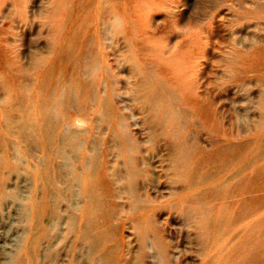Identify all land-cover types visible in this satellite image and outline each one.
Masks as SVG:
<instances>
[{
    "label": "rangeland",
    "instance_id": "obj_1",
    "mask_svg": "<svg viewBox=\"0 0 264 264\" xmlns=\"http://www.w3.org/2000/svg\"><path fill=\"white\" fill-rule=\"evenodd\" d=\"M260 1L0 0V264H264Z\"/></svg>",
    "mask_w": 264,
    "mask_h": 264
},
{
    "label": "bare ground",
    "instance_id": "obj_2",
    "mask_svg": "<svg viewBox=\"0 0 264 264\" xmlns=\"http://www.w3.org/2000/svg\"><path fill=\"white\" fill-rule=\"evenodd\" d=\"M262 3L264 5V1ZM259 6H262V5H259ZM262 10H264V6L262 7ZM112 11L114 12V16L116 17V22L118 23V25H121L123 22V19L121 17L122 15L121 0H116V2L113 5ZM128 40L130 43L133 42V38L130 35L128 36ZM261 40L263 43L261 44L253 43V45L250 46L251 51L247 55H243L239 52L230 53V55L233 57L232 59H230L231 65L229 68L230 70L229 75L232 79L237 78L239 74L242 72H249V71H253V72L257 71L258 73L262 74V76H264V37L261 38ZM199 43H200L199 40L195 38H191L188 40V44H190L191 46L185 45L187 46L186 48H184L185 46H183L179 50L178 60H179L180 65H181V62L183 65L187 63L191 53H193L194 50L197 49V46L199 45ZM134 60L140 63L139 55L135 56ZM241 63L244 64V69L238 68V64H241ZM97 66H98L97 57L94 54L84 55L79 63V67L81 68V70H85L89 72H94ZM151 83L152 81L147 77L145 80H142V82L140 83L141 89L139 90V94L137 95V97L142 99L143 103L146 104L148 108L153 111L150 113V116L155 115V117H161L163 110H161L160 108L155 109L156 107H158V100L156 98V95L152 92V90H145L146 85L147 84L151 85ZM141 90H144V93L140 94ZM261 97L264 98V94ZM166 113H168V111H166ZM118 133L122 136H125L126 138V141H125L126 144H125V147H122L123 148L122 152L123 154L127 155L126 161L128 162L129 165H128V170L126 171L127 173L123 177L126 180V184L124 187H125V192L127 193V195L130 197H133L135 195V190L133 187V180L135 179V176H136V169L132 164L133 158L129 155V150L133 148L135 143H134L133 137L129 133V130L127 129L124 123L120 122V129ZM151 225H152L151 222L147 223L146 228H149ZM145 232H146V229L142 233L143 248L146 247L145 241H147L146 239L148 237ZM155 244L161 250L162 257H165V253L163 251L164 241L162 239V236L160 235L155 236ZM143 252L144 250H142V254Z\"/></svg>",
    "mask_w": 264,
    "mask_h": 264
}]
</instances>
